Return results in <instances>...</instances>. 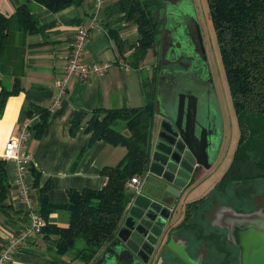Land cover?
I'll list each match as a JSON object with an SVG mask.
<instances>
[{"label": "crops", "instance_id": "crops-1", "mask_svg": "<svg viewBox=\"0 0 264 264\" xmlns=\"http://www.w3.org/2000/svg\"><path fill=\"white\" fill-rule=\"evenodd\" d=\"M24 1L26 0H0V17L13 16ZM117 1L105 0L103 3L98 25L90 31L84 56L87 62L106 65L107 71L102 76H94L84 82L71 81L67 93L61 97L57 106H53L56 92L53 84L64 74L75 28L80 24H87L93 15L94 0H82L79 5H71L54 12L44 6L35 5L30 12L37 19L41 31L24 34L15 30L9 45L0 53V93L2 88L11 90L16 82L20 88L16 94L6 98L0 112V164L5 189V197L0 203V249L8 238L21 230L28 221V209L19 201L18 189L14 184V165L5 160L2 154L6 143L14 139L22 125L32 126L38 121L37 117L28 118L29 108L43 109L48 113L42 133L36 136L31 132L19 148L20 152L30 159V167L24 178L31 191L32 209L39 214L42 202L45 201L48 211L43 219L48 225L66 228L70 194L102 190L106 185V178L101 174L102 169L116 167L127 153L123 146H114L104 140H91L92 133L87 130L89 120L97 111L123 106L142 107L146 103L144 80L147 84L146 76L149 75L150 80L152 78L150 72L155 55H151V51L146 54L140 69L129 65L128 58L137 45V27L131 22H126L122 14H115L114 10L110 9ZM194 10L195 13L196 9ZM159 12L158 10L157 18L161 25L163 21L160 20ZM111 33L116 35L118 42H123V45L119 46ZM148 55H151V61L145 63ZM156 66L155 85L158 73L157 59ZM163 66L170 71L180 69L172 64ZM155 100L152 145L161 121V105L156 95ZM218 109L223 128L218 158L210 169L202 170L197 180L175 200V215L171 222L176 224L178 218L184 214L186 204L203 201L199 212L203 209L205 216L210 219V224L201 223L199 227L191 229V234H188L189 229L184 228L180 232L182 237L176 235L172 239V245L176 249H183L190 259L199 264L202 254L207 256V260L202 264H211L210 258L213 256L220 255V259L226 257L225 254L215 251L210 241L205 243L204 240L219 231L222 234L226 232L230 241L227 225L218 218L217 213L227 211L225 213L228 214L227 208L239 212L227 205V199H232L231 191L226 195L215 191L216 185L227 171L217 169L226 148V124L219 101ZM102 116L101 114L99 118ZM214 175L217 177L213 181L211 179ZM142 179L140 178V184ZM1 190L0 186V193ZM50 238L57 239L54 235ZM115 241L116 237L100 250L90 264H111L109 260L114 251L110 246ZM186 241L189 245L195 241L192 248H188L191 256L186 250ZM197 244L201 245L199 251ZM105 254L108 255L106 259ZM176 257L175 254L171 255L166 264H186ZM124 261L118 257L115 264H125ZM10 264L83 263L80 260L67 261L57 257L55 247L39 234L24 239Z\"/></svg>", "mask_w": 264, "mask_h": 264}, {"label": "trees", "instance_id": "trees-1", "mask_svg": "<svg viewBox=\"0 0 264 264\" xmlns=\"http://www.w3.org/2000/svg\"><path fill=\"white\" fill-rule=\"evenodd\" d=\"M82 0H26L9 18L0 17V53L9 45L15 30L21 33L41 31L31 14L35 5L51 11L79 5ZM159 0H118L110 9L122 14L126 22L137 27L136 47L128 58L135 69L143 66L146 54L156 49L160 41L161 8ZM218 47L227 79L231 102L239 129V139L232 163L215 187L217 193H232V201L241 209L245 188L264 184V0H207ZM119 46L116 35L111 33ZM155 75L144 80L146 103L139 108L97 111L89 120L87 130L91 140H104L123 146L127 153L116 167H105L101 174L106 185L100 191L72 193L69 197L68 225L57 228L46 224L41 234L55 247L63 260H80L90 264L100 250L115 238L130 193L125 184L132 177L143 178L150 163L152 133L156 115ZM20 90L17 82L11 90L2 88L0 112L6 98ZM102 118H99L100 115ZM28 118H38L30 130L39 136L48 113L29 108ZM4 175L0 164V203L5 197ZM241 195V196H240ZM247 202V201H246ZM203 205L199 200L187 206L186 213ZM45 201L39 215L46 218ZM188 216V215H187ZM54 235L56 240L50 237Z\"/></svg>", "mask_w": 264, "mask_h": 264}, {"label": "water", "instance_id": "water-1", "mask_svg": "<svg viewBox=\"0 0 264 264\" xmlns=\"http://www.w3.org/2000/svg\"><path fill=\"white\" fill-rule=\"evenodd\" d=\"M188 10L185 14L191 17L186 23L187 48L196 55V62H203L204 70L209 71L196 16ZM159 11L161 21L168 16L159 31L168 30L169 50L165 59L169 60L168 53L182 54L175 47L179 33L175 19L182 12L174 7H162ZM160 50L161 43L159 53ZM152 53L155 55L156 49H152ZM159 62L158 55V66ZM155 95L161 105V121L148 170L138 189L130 193L116 230V241L110 246L114 251L111 260L108 259L111 264L117 263L118 257L125 260V264H154L155 261L159 264L164 249L186 264H199L183 249L172 245L170 226L175 215V200L186 191L191 179L198 176L200 168L210 169L218 158L223 128L216 92L208 74L198 76L188 70L158 68ZM227 210L228 214L219 211L217 216L226 223L230 241L239 249V264H264V213ZM107 257L105 254L104 259Z\"/></svg>", "mask_w": 264, "mask_h": 264}, {"label": "built area", "instance_id": "built-area-1", "mask_svg": "<svg viewBox=\"0 0 264 264\" xmlns=\"http://www.w3.org/2000/svg\"><path fill=\"white\" fill-rule=\"evenodd\" d=\"M104 2L105 0H94V12L90 21L75 28L70 52L64 67V74L53 84L56 89L53 106L59 105L60 99L67 93L71 81L84 82L91 77L102 76L107 71L106 65L87 62L84 57L90 31L98 25V16ZM30 127V124L22 125L14 139L6 143L2 154L5 160L11 161L14 165V184L18 189V199L25 204L29 215L24 227L10 236L0 249V264H10L24 239L31 235L41 234L46 225L44 219L32 209L31 191L24 178L30 167V159L22 154L19 149L23 141L31 134ZM139 184L140 177H132L126 182L125 188L127 191H134L138 189Z\"/></svg>", "mask_w": 264, "mask_h": 264}, {"label": "flooded vegetation", "instance_id": "flooded-vegetation-1", "mask_svg": "<svg viewBox=\"0 0 264 264\" xmlns=\"http://www.w3.org/2000/svg\"><path fill=\"white\" fill-rule=\"evenodd\" d=\"M159 4H160L161 8L165 7V9H169L170 7H174V9L182 12L179 14V18L175 19V23L178 26V30H179L178 40L175 44V47H176V49H180L182 54L180 56H175L173 53H171V54L168 53L169 60L165 59L166 53L169 50V43H168V30L164 29L163 33H161L160 41H159V43H161L160 53L158 51V45L156 46V53H155V57H156L157 61H158V55L160 56V62H159V66H158L159 70L165 69L164 68L165 66H163L164 64L165 65L166 64L167 65L172 64L173 66H176V65L179 66L180 69L182 68L183 70L191 71V72L197 74L198 76L199 75L200 76H206V74H208L211 77V70H210V65H209L208 59L206 58L207 59V67H208L209 71H205L204 70V68H205L204 63L201 61H199L200 63H197L196 62V55H194V53H192L187 48L188 33H187V28H186L187 24L186 23L188 22V18H190L191 16L188 13L185 14V10L192 8L191 9L192 13L195 11L193 9V5L190 4V0H163L162 2L160 1ZM190 5H191V8H190ZM195 16H196V14H195ZM167 18H168V16L165 15L162 23H165ZM196 20L198 22L199 29H200V32L202 35V31L200 28L201 27L200 21H199L198 16H196ZM202 40L204 43L203 37H202ZM205 51H206V49H205ZM211 80H212V78H211ZM202 170L203 169H201V168L199 169L200 172ZM195 180H197V176H196V178L191 179V181L188 184V187L191 186L195 182ZM227 200H228L227 205L238 210L239 211L238 213H251V212H257V211L264 213V207L257 208V209L252 210V211L247 210V208H246L247 206H243L242 209H238L234 205L235 204L234 201H232L231 199H227ZM193 202H196V201H193ZM193 202H190V203L185 205L184 214L181 215V217L178 218V220H177V221H179V220L180 221L178 223L176 221V224H174V222L171 224V226H170V237H171V239H173L176 235H178L179 238L182 237L180 232H182V230L184 228L189 229L190 233L188 232V234H191V232H193L192 228H195L196 226L199 227L201 223H204V224L206 223L208 225L210 224V219H208V217L205 216L203 209L201 210V212H199L200 208L199 209L197 208V209H194L195 210L194 212H191L189 214L186 213L187 206ZM209 236L210 237H207L206 240H204V242L207 243V241H210L209 243L214 246L215 251H218V253H222V254L226 255V257H222L221 259L219 258L220 255L211 257L210 258L211 264H239V261H238L239 249L235 245H233L231 241H229L226 232H224L222 234L219 231H217L216 233H213L212 235H209ZM197 238H198V235H197ZM197 238L195 239L196 241H197ZM187 242L188 241H186V248H187L186 250L189 253L188 248L189 247L192 248L191 246L193 243H195V241L193 243H190V245ZM200 247H201V245L199 246L197 244V250L198 251H199ZM171 255L174 256V254H172L171 251L164 249L162 254L160 255V263L159 264L168 263V258ZM190 256H191V254H190ZM206 260H207V256L202 254L201 255V264H202V262H205ZM155 263H156V261L154 262V264Z\"/></svg>", "mask_w": 264, "mask_h": 264}, {"label": "rangeland", "instance_id": "rangeland-1", "mask_svg": "<svg viewBox=\"0 0 264 264\" xmlns=\"http://www.w3.org/2000/svg\"><path fill=\"white\" fill-rule=\"evenodd\" d=\"M190 2H192L193 9H196L195 14L198 16L201 24L204 48L206 49V58L209 61L213 83L215 85L214 89L217 93V99L220 103L222 115L226 124V148L217 168L218 171H220L222 169H228L232 163L233 154L239 139V129L231 102L230 92L227 85V79L218 47L215 29L209 15L208 2L207 0H190ZM157 45H159V43ZM151 55H153L152 50ZM151 55L147 56L145 63H149L151 61ZM156 72V57H154V63L150 72L151 76L153 77ZM145 73L148 75L146 70ZM146 75L144 74V76ZM148 76L146 77L147 82L149 83L150 78ZM216 177L217 176L213 177L211 180H216ZM241 198H243V201H241L242 203L240 207L247 206L246 208L249 211L264 207V184L245 188L244 194Z\"/></svg>", "mask_w": 264, "mask_h": 264}]
</instances>
